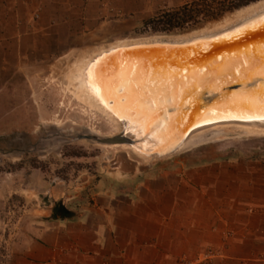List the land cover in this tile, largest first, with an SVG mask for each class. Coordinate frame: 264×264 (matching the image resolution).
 Listing matches in <instances>:
<instances>
[{
	"label": "rangeland",
	"instance_id": "1",
	"mask_svg": "<svg viewBox=\"0 0 264 264\" xmlns=\"http://www.w3.org/2000/svg\"><path fill=\"white\" fill-rule=\"evenodd\" d=\"M191 1L68 0L62 9L46 13V29L27 35L20 65L0 76V264H30L37 235L59 226L63 217L53 215L60 206L73 216L88 210L105 180L114 179L111 166L118 153L144 161L130 148L105 145L122 143H101L91 133L115 134L106 116L76 96L71 76L80 58L97 46L213 28L262 0L216 17L200 16L171 32L154 31L148 23ZM205 137L203 143L146 163L197 175L210 164H264V136Z\"/></svg>",
	"mask_w": 264,
	"mask_h": 264
},
{
	"label": "crops",
	"instance_id": "2",
	"mask_svg": "<svg viewBox=\"0 0 264 264\" xmlns=\"http://www.w3.org/2000/svg\"><path fill=\"white\" fill-rule=\"evenodd\" d=\"M67 4L0 0V76L20 65L27 35L48 27L46 13ZM146 162L118 153L114 179L88 210L37 235L30 264H264V164L197 175Z\"/></svg>",
	"mask_w": 264,
	"mask_h": 264
},
{
	"label": "water",
	"instance_id": "3",
	"mask_svg": "<svg viewBox=\"0 0 264 264\" xmlns=\"http://www.w3.org/2000/svg\"><path fill=\"white\" fill-rule=\"evenodd\" d=\"M209 29L178 36L158 35L121 41L128 43L104 53L99 64L110 72L127 71L125 82L128 86L177 89V94H167V97L153 94L152 102L161 99L164 104L157 107H165L169 115L184 117L185 124L192 122L194 116H198V120L213 114L222 116L192 126L188 134L216 122H263L264 11L230 26ZM155 71L165 74L157 77L153 75ZM110 79L114 88L119 89L114 100L118 102L119 97L125 100L120 91L124 81ZM233 95L235 98H231V102L224 103ZM135 103L129 107L131 115L137 114ZM157 110L143 114L142 119H160ZM147 133L138 139L122 128L109 137H94L101 143L133 145ZM155 160L158 159L152 161Z\"/></svg>",
	"mask_w": 264,
	"mask_h": 264
},
{
	"label": "bare ground",
	"instance_id": "4",
	"mask_svg": "<svg viewBox=\"0 0 264 264\" xmlns=\"http://www.w3.org/2000/svg\"><path fill=\"white\" fill-rule=\"evenodd\" d=\"M263 11L264 0L237 11L233 16L226 18L224 22L214 26L212 29L216 30L230 26L231 24L256 16ZM125 43L128 42L97 46L93 52L83 55L80 58L74 68L73 75L71 76V84L76 88V96L92 110L106 116L113 124L114 133L121 131L123 128L131 136L139 139L148 132L144 139L133 145L127 143L105 145L130 148L146 161H152L153 159L169 157L184 151L185 149L203 143L207 140L205 135H213L218 139L227 137L229 134L264 136V121L244 123L230 121L216 122L205 124L188 134L189 128L192 126L222 116L213 114L208 115L201 120L196 119L198 116L196 118L194 116L192 117V120L194 119L192 122L185 124L184 117H177L175 114H173V116L169 115L167 114L165 107H157V105L164 104L163 102L161 103V99H159V102L157 100H155V103L152 102V98H154L153 94H161L162 96L167 97V94H177V89H167L160 86L154 88H146L144 86L137 88L132 87L131 85L128 86V83L125 82L128 80L127 71L110 72L107 67L103 68V66H100L99 60H101L104 53ZM164 74V72L155 71L153 75L158 77ZM136 75L140 76L141 73H137ZM150 75L152 74L150 73ZM74 78L77 82L76 85L74 84ZM110 78H118L124 81V85L120 91L121 94H124L125 100L121 97H119L118 102L114 100L115 94L119 89L118 87L114 88L112 85L113 82ZM131 95H133V98ZM231 98L234 99L235 96H230V98H227L224 103L227 104L231 102ZM134 103L137 106V114L135 113L136 115H131V113H129V107L130 105H134ZM199 103L201 104L202 101L200 100ZM155 109L159 110H157V116L159 117L160 115V119H156L157 121L155 119L153 121L142 119L143 114L149 113L152 110L154 111ZM82 110L88 113V110L84 107H82ZM212 130H217L218 133L215 132L210 134L209 132ZM90 131L95 135H99L96 130L90 129Z\"/></svg>",
	"mask_w": 264,
	"mask_h": 264
},
{
	"label": "trees",
	"instance_id": "5",
	"mask_svg": "<svg viewBox=\"0 0 264 264\" xmlns=\"http://www.w3.org/2000/svg\"><path fill=\"white\" fill-rule=\"evenodd\" d=\"M252 1L255 0H224L222 2L220 0H193L186 2L177 9L163 12L148 23H152L154 31L171 32L176 28H186V25L192 21H197V18L200 16L216 17L222 11L247 5ZM59 210H57L59 212H55L53 215L54 218H58V216L63 218L73 216V212L66 207L60 206Z\"/></svg>",
	"mask_w": 264,
	"mask_h": 264
},
{
	"label": "built area",
	"instance_id": "6",
	"mask_svg": "<svg viewBox=\"0 0 264 264\" xmlns=\"http://www.w3.org/2000/svg\"><path fill=\"white\" fill-rule=\"evenodd\" d=\"M209 254H212L211 252H209Z\"/></svg>",
	"mask_w": 264,
	"mask_h": 264
}]
</instances>
